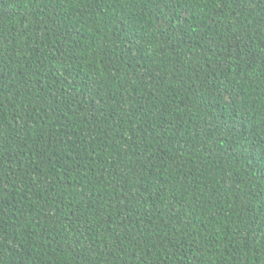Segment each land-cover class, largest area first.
Segmentation results:
<instances>
[{"label":"trees","instance_id":"16d2710c","mask_svg":"<svg viewBox=\"0 0 264 264\" xmlns=\"http://www.w3.org/2000/svg\"><path fill=\"white\" fill-rule=\"evenodd\" d=\"M264 264V0H0V264Z\"/></svg>","mask_w":264,"mask_h":264},{"label":"snow or ice","instance_id":"6c2138e0","mask_svg":"<svg viewBox=\"0 0 264 264\" xmlns=\"http://www.w3.org/2000/svg\"><path fill=\"white\" fill-rule=\"evenodd\" d=\"M85 264H88L87 260H85Z\"/></svg>","mask_w":264,"mask_h":264}]
</instances>
